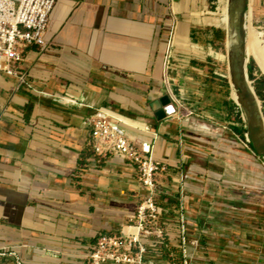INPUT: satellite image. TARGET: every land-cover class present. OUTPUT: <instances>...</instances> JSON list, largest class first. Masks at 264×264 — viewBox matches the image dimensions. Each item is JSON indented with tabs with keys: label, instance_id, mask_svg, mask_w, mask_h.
<instances>
[{
	"label": "crops",
	"instance_id": "1",
	"mask_svg": "<svg viewBox=\"0 0 264 264\" xmlns=\"http://www.w3.org/2000/svg\"><path fill=\"white\" fill-rule=\"evenodd\" d=\"M214 4L58 1L47 50L31 47L20 66L28 85L0 73V264H18L17 257L22 264H87L102 234L120 233L135 217L147 193L135 166L118 155L98 157L90 147L86 121L98 108L148 123L159 136L154 156L166 170L156 197L167 210V246L149 250L146 264L181 258L182 202L188 240L196 232L199 243L189 246L191 264H233L222 249L208 250V195L218 193V167L238 168L245 159L254 169L256 160L237 143L207 135L217 131L211 119L234 129L237 112L226 75L232 33L207 22ZM248 13L264 27V0H249ZM172 31L173 89L193 112L182 120L172 102L162 107L163 119L153 108L169 97L162 71Z\"/></svg>",
	"mask_w": 264,
	"mask_h": 264
},
{
	"label": "built area",
	"instance_id": "2",
	"mask_svg": "<svg viewBox=\"0 0 264 264\" xmlns=\"http://www.w3.org/2000/svg\"><path fill=\"white\" fill-rule=\"evenodd\" d=\"M59 0H0V73L18 77L28 85L20 66L26 60L28 50L36 47L47 50V34L51 13ZM175 46V31L170 33L163 63V83L167 95L177 108L179 120L193 116V112L181 101L172 85L170 70ZM69 103L77 101L68 99ZM237 104V103H236ZM86 124L92 128L90 147L101 158L118 155L136 168L138 181L146 188L135 217L131 218L120 233L102 234L88 257L87 264H146L149 250H159L167 244L163 217L166 209L158 202L159 174L166 166L154 156L158 134L148 123L124 116L108 108H98ZM235 134V133H234ZM237 138L238 136L235 135ZM249 148L250 140L243 142ZM183 180V177H181ZM184 202L180 208L181 258L171 254L168 264H190L188 249L187 217ZM17 263L22 264L17 257Z\"/></svg>",
	"mask_w": 264,
	"mask_h": 264
},
{
	"label": "rangeland",
	"instance_id": "3",
	"mask_svg": "<svg viewBox=\"0 0 264 264\" xmlns=\"http://www.w3.org/2000/svg\"><path fill=\"white\" fill-rule=\"evenodd\" d=\"M251 6L253 9L252 4ZM218 7L219 0H216L212 7L214 14L219 13ZM250 21L253 29L264 34L263 25L254 23L252 18ZM262 39L264 40V37ZM247 59L248 63L254 62L248 52ZM254 67V76L257 80H261L263 75L255 62ZM229 74L227 65L228 82L231 81ZM260 85L264 91V85ZM249 87L257 95L255 81L250 78ZM229 93L230 99L234 101L237 108V112L233 114L235 128L233 129L229 123H220L215 119H211L209 124L214 125L217 131L208 130L207 135L225 142L237 143L242 153H248L255 158L256 166H254V169L248 168L247 162H244L245 159H243L238 168H234L231 163L218 167V172L221 173L218 175L220 180L217 179V183H213V187L218 188V193L208 195V207L212 208L207 213V220L209 221H207L206 229L208 230L205 233L208 235V238H206L209 242L207 244L209 246L208 250L217 251L219 248L222 249L218 252L222 253L226 262L230 261L233 264H264V160L253 150L254 148L252 149L248 119L242 106L236 104L234 95L237 94V91L231 85ZM258 100L264 114V102L259 97ZM196 137L202 138V136ZM247 138L250 140L249 148L243 143L247 141ZM225 154L227 155V153ZM195 235H197L196 232L192 235L191 243L188 240V246L199 244L193 242V236ZM217 239L218 241H215Z\"/></svg>",
	"mask_w": 264,
	"mask_h": 264
},
{
	"label": "water",
	"instance_id": "4",
	"mask_svg": "<svg viewBox=\"0 0 264 264\" xmlns=\"http://www.w3.org/2000/svg\"><path fill=\"white\" fill-rule=\"evenodd\" d=\"M249 7V0H235V4L231 6V22L229 24L232 33V47L229 52L230 61V80L232 87L237 91L240 103L236 100L239 106H242L247 119V109L251 108L257 118V130L253 132L249 126V130L252 138V145L256 153L264 160V114L260 103H255L245 93L242 85L243 77L249 80L248 74V59L246 49V38H247V13ZM241 57V68L235 65V59ZM256 94V93H255ZM257 97V95H256ZM258 97L256 98V100ZM257 102V101H256ZM171 105L169 97H164L160 101L154 103L153 108L157 112V116L163 119L166 116L165 111L162 109L163 106ZM167 110H173L171 108Z\"/></svg>",
	"mask_w": 264,
	"mask_h": 264
},
{
	"label": "bare ground",
	"instance_id": "5",
	"mask_svg": "<svg viewBox=\"0 0 264 264\" xmlns=\"http://www.w3.org/2000/svg\"><path fill=\"white\" fill-rule=\"evenodd\" d=\"M234 4H235V0H219V7H218L219 13L215 14V16L217 17L215 18L212 17L213 19L207 20V22L219 26L228 27L231 22V14H230L231 6ZM250 19H251L250 13H247L246 49L250 57H252V59L260 69L261 73L264 75V40L262 39L264 37V34L258 32L257 30L251 27ZM235 65L241 68V57L235 59ZM242 83L245 84V86L242 85V87L244 88L247 96L251 100L255 101V103H257L253 91L248 85V80L246 79V76L243 77ZM234 97L240 103L238 94H235ZM247 114L249 116L248 124L253 130V132H256L258 121L254 115L253 110L251 108H248Z\"/></svg>",
	"mask_w": 264,
	"mask_h": 264
},
{
	"label": "trees",
	"instance_id": "6",
	"mask_svg": "<svg viewBox=\"0 0 264 264\" xmlns=\"http://www.w3.org/2000/svg\"><path fill=\"white\" fill-rule=\"evenodd\" d=\"M214 1H216V0H214ZM248 67H249V78L252 81H255V88H256L257 95L264 102V91L262 90L261 85H260V84H263L264 85V77L261 80H257L256 79V77L254 76V73H253L254 72V69H255L254 62H250ZM248 85H249V80H248ZM251 90L253 91V94H254L255 99H256L257 97H256V94H255V91L252 88H251ZM256 101H257V104L260 103L258 99ZM252 149H253V147H252ZM166 213H167V210H166ZM179 218H180V216H179Z\"/></svg>",
	"mask_w": 264,
	"mask_h": 264
}]
</instances>
